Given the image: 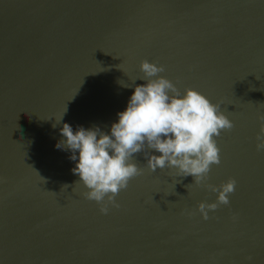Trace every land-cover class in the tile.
Returning a JSON list of instances; mask_svg holds the SVG:
<instances>
[{
	"label": "water",
	"instance_id": "1",
	"mask_svg": "<svg viewBox=\"0 0 264 264\" xmlns=\"http://www.w3.org/2000/svg\"><path fill=\"white\" fill-rule=\"evenodd\" d=\"M141 60L234 124L207 183L235 191L208 220L196 206L216 193L150 171L143 152L101 214L55 147L64 123L109 132L145 83ZM262 113L264 0H0V264H264Z\"/></svg>",
	"mask_w": 264,
	"mask_h": 264
},
{
	"label": "clouds",
	"instance_id": "2",
	"mask_svg": "<svg viewBox=\"0 0 264 264\" xmlns=\"http://www.w3.org/2000/svg\"><path fill=\"white\" fill-rule=\"evenodd\" d=\"M139 68L145 83L134 87L125 110L117 113L118 120L111 124L109 132L98 126L90 129L78 126L74 131L71 125L64 123L60 128L63 139L57 141L55 147L72 153L69 159L76 163L71 171L79 176L76 184L87 189L81 195L99 204L101 214L109 212V205L119 207L115 197L128 187L129 180L142 174L133 157L143 152L150 171L175 169L176 176L191 175L192 184L216 193L215 202L201 201L196 206L200 217L208 220L209 211L227 206L229 195L235 191L236 180L231 177L219 186L207 183L211 166L220 164V149L214 137L230 131L234 124L220 110L219 103H210L198 91L186 88L181 95L170 80L158 75L164 71L163 66L141 60ZM257 120L261 123L255 138L256 150L262 151L264 113L258 114ZM146 148L160 155H152ZM68 187L65 184L61 190ZM169 194H175L174 188ZM188 215L194 213L188 212Z\"/></svg>",
	"mask_w": 264,
	"mask_h": 264
}]
</instances>
